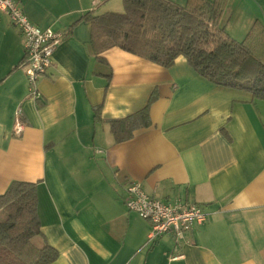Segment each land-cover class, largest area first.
I'll return each mask as SVG.
<instances>
[{"label":"crops","instance_id":"1","mask_svg":"<svg viewBox=\"0 0 264 264\" xmlns=\"http://www.w3.org/2000/svg\"><path fill=\"white\" fill-rule=\"evenodd\" d=\"M16 2L31 22L64 34L36 100L20 67L23 36L0 12V195L15 181L37 183L35 242L59 252L53 264H264V101L210 83L183 56L170 69L119 48L97 57L83 17L123 13V0ZM257 21L264 0H227L230 38L242 41ZM151 98V125L117 143L109 121ZM131 183L201 205L207 221L178 252L171 234L149 244L150 223L124 203Z\"/></svg>","mask_w":264,"mask_h":264},{"label":"trees","instance_id":"2","mask_svg":"<svg viewBox=\"0 0 264 264\" xmlns=\"http://www.w3.org/2000/svg\"><path fill=\"white\" fill-rule=\"evenodd\" d=\"M123 13L83 17L92 27L97 57L119 48L170 69L183 56L210 83L245 91L264 101V24L254 23L242 41L222 28L227 0H188L185 6L170 0H123ZM149 105L109 124L117 143L151 125ZM101 106L94 108L101 120ZM37 183L15 181L0 195V264H53L59 252L42 237Z\"/></svg>","mask_w":264,"mask_h":264},{"label":"built area","instance_id":"3","mask_svg":"<svg viewBox=\"0 0 264 264\" xmlns=\"http://www.w3.org/2000/svg\"><path fill=\"white\" fill-rule=\"evenodd\" d=\"M0 12L8 16L11 24L19 30L24 39L25 56L21 64L29 83L30 96L36 100L42 98L38 89L39 80L53 65V55L64 39V34L51 29H42L26 16L16 0H0ZM22 110L16 111L14 132L21 135L24 124L20 118ZM124 203L129 211L138 214L151 225L149 244H154L164 236L171 234L175 239V251L186 242L193 228L205 223L208 213L203 206L181 200L166 202L149 196L138 183H131L126 188ZM184 258L176 254L172 260Z\"/></svg>","mask_w":264,"mask_h":264}]
</instances>
